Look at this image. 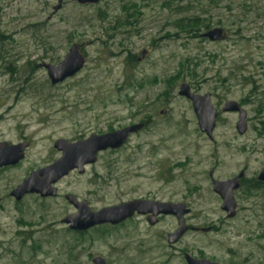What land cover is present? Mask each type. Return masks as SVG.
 Wrapping results in <instances>:
<instances>
[{"label":"rangeland","instance_id":"rangeland-1","mask_svg":"<svg viewBox=\"0 0 264 264\" xmlns=\"http://www.w3.org/2000/svg\"><path fill=\"white\" fill-rule=\"evenodd\" d=\"M58 1L0 0V143L28 144L20 163L0 170V264H92L97 257L167 264L174 217L151 228L134 216L77 234L61 223L76 214L66 195L92 212L132 200L184 204L186 225L216 229L188 233V247L231 244L245 256L262 244L264 260V185H253L264 170V0H61L53 12ZM215 28L223 41L201 38ZM73 45L83 69L51 85L41 65L56 66ZM182 84L210 96L212 141L200 133L190 101L178 96ZM227 102L245 112L244 135L235 130L238 115L221 112ZM141 123L123 147L53 185L56 197H10L31 172L60 159L55 141ZM212 169L216 181L244 172L233 219L212 191Z\"/></svg>","mask_w":264,"mask_h":264},{"label":"water","instance_id":"water-1","mask_svg":"<svg viewBox=\"0 0 264 264\" xmlns=\"http://www.w3.org/2000/svg\"><path fill=\"white\" fill-rule=\"evenodd\" d=\"M99 0H76L79 5H95ZM61 8V0L53 8L57 12ZM201 38L209 42H219L226 38L222 29L215 28L201 35ZM142 55V54H141ZM85 65V58L78 46H71L64 59L56 66L42 64L41 67L47 72L51 85H57L64 80L75 76ZM178 96L189 100L197 120L200 133L204 134L208 140H213V130L216 125L217 111L211 104L209 95H198L190 91L186 84L179 87ZM222 113H236L238 121L235 130L238 135H244L247 129L246 114L234 102H227L221 109ZM164 114V112H162ZM143 124H137L121 130L104 135H91L87 139L69 143L65 140H57L53 148L61 153L59 160L43 169L33 171L14 190L10 192L15 202H20L25 195L35 194L41 198H54L57 190L53 187L59 180L67 176L70 172L76 171L78 175H83L85 167L94 165L99 153L107 150H117L126 142L127 138L140 132ZM27 143L18 145H7L0 143V169L8 166H15L23 160ZM213 171L209 172L212 179V189L222 200L221 210L227 213V217L234 215L235 203L232 192L238 188V181L243 173L227 181H215L212 178ZM258 181L264 183V170L258 175ZM65 200L72 205L76 214L68 215L61 220V223L68 226L74 232H86L94 227L102 225L116 226L131 219L134 215L147 216L149 226L156 224L158 216H172L177 220L178 228L175 233L168 236L169 243H175L186 231L183 217L189 211L184 204L162 203L149 200H133L121 203L117 206L102 208L97 212H92L86 202H78L72 195H66ZM92 264H105L102 258H95Z\"/></svg>","mask_w":264,"mask_h":264},{"label":"flooded vegetation","instance_id":"flooded-vegetation-1","mask_svg":"<svg viewBox=\"0 0 264 264\" xmlns=\"http://www.w3.org/2000/svg\"><path fill=\"white\" fill-rule=\"evenodd\" d=\"M141 124H143V128H142V130H143L145 128V126H146V123H141ZM132 135H130V136H132ZM129 137L127 138V140L129 139ZM127 140H126V142H127ZM107 151H116V150H107ZM104 152H106V151H104ZM8 167H14V166H8ZM8 167H4V168H8ZM4 168H1L0 170H2ZM212 171L214 173V170L213 169H212ZM242 173H243V175L240 178V180L238 181V184H239L238 185V188L232 192L233 201H234V193H237L239 190H241L242 187H243V184H244V180H245L244 179V172L242 171ZM208 175H209V173H208ZM209 178H210V176H209ZM212 178H213V174H212ZM257 178H258V176H257ZM257 178H256V182H253V185H255V186L257 185L256 188H260V187H262V185H264V183L258 181ZM210 180H211V184H212V179L210 178ZM220 182H222V181H220ZM212 191H213V189H212ZM30 195H35V194H30ZM25 196H27V195H25ZM36 196H38V195H36ZM39 198H41V197L39 196ZM41 199H49V198H41ZM234 203H235V211H234L233 217H231L232 219L236 217L237 212H238L237 206H236V202L234 201ZM186 209L189 211V209L187 207H186ZM188 214H189V212L186 215H188ZM186 215H184V217ZM134 216H139V215H134ZM133 217L131 219H128V220L120 223L119 225L111 226V227H119V226L123 225L125 222H128L129 220H132ZM141 217H144V219L147 222V216H141ZM162 217H165V216H158L156 218V224L154 226H150V227L151 228H154L160 222V219ZM184 217H183V220H184V224H185V226H186L187 229L182 234V236L178 239L177 242H175V243H169L168 242V236L170 234H173V233L176 232V230L178 228V225H177V228L173 232H168L166 234V247H167L168 251L170 252L166 256V258H167V260H166L167 261V264H171L174 261L177 262V264H262V261H264V260H262V244H255L254 245V248H253V252H250L249 254H247L245 256H242L240 254L236 255L235 249L231 247V244H226L225 245L223 243H218L217 245H215L216 248H210V247L209 248L192 247L193 245L190 246V247H188V245L186 243H183L182 242L183 239L186 237V235L188 233L192 232L194 234H211V233L215 232L216 229L213 228V227H208V228H204V229L190 227V226L186 225ZM231 218H229V219H231ZM102 226H104V225H102ZM108 226H110V225H108ZM66 227L69 230L68 226H66ZM94 228H96V227H94ZM88 231H86V232H88ZM72 232H74V231H72ZM74 233L83 234L85 232H74ZM105 264H106V262H105Z\"/></svg>","mask_w":264,"mask_h":264},{"label":"trees","instance_id":"trees-1","mask_svg":"<svg viewBox=\"0 0 264 264\" xmlns=\"http://www.w3.org/2000/svg\"><path fill=\"white\" fill-rule=\"evenodd\" d=\"M195 21H198L197 19H195ZM197 24V22L195 23V25ZM195 27H199L198 25L197 26H195Z\"/></svg>","mask_w":264,"mask_h":264}]
</instances>
